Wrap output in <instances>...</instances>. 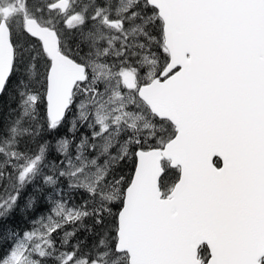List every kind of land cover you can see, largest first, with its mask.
I'll use <instances>...</instances> for the list:
<instances>
[{
    "label": "snow or ice",
    "instance_id": "1",
    "mask_svg": "<svg viewBox=\"0 0 264 264\" xmlns=\"http://www.w3.org/2000/svg\"><path fill=\"white\" fill-rule=\"evenodd\" d=\"M6 94L0 264H264V0H0Z\"/></svg>",
    "mask_w": 264,
    "mask_h": 264
},
{
    "label": "trees",
    "instance_id": "2",
    "mask_svg": "<svg viewBox=\"0 0 264 264\" xmlns=\"http://www.w3.org/2000/svg\"><path fill=\"white\" fill-rule=\"evenodd\" d=\"M6 95H4V97H0V113L4 112V118L7 116V115H5L6 114V110H5L6 104H8L10 102V105L8 106V109H9L10 107H12V105L14 103L13 97H10V98L8 97L9 99L6 102H4L5 105L2 106L1 105L2 99L4 98V101H5ZM44 108H45L44 104L42 103L41 104V112L44 111ZM2 120H0V124H3ZM60 130H66V127L61 128ZM125 168H127L128 171H125ZM130 170H131V167L123 166L122 172L123 171L125 172L123 175L127 176L128 174H130ZM86 198H87V196L85 193H83V192L77 193L75 196V202L80 203L82 199H86ZM43 205H44L43 203L39 204L37 206V209L35 210V212H28V211L23 210V204H21L20 207H18L17 209L14 210V212L11 214L10 218L3 222L4 226L15 228L18 231L25 230L26 228L29 227V223H30V220L32 219L33 215H35L37 213V211H39L42 208ZM45 206H47V205L45 204ZM80 235L83 236L84 234L81 233Z\"/></svg>",
    "mask_w": 264,
    "mask_h": 264
},
{
    "label": "rangeland",
    "instance_id": "3",
    "mask_svg": "<svg viewBox=\"0 0 264 264\" xmlns=\"http://www.w3.org/2000/svg\"><path fill=\"white\" fill-rule=\"evenodd\" d=\"M4 97V96H3ZM10 97H13L11 94H7L6 95V97H5V101H4V98L2 99V102H1V105L2 106H4L5 104H4V102H6L8 99ZM13 101H14V103H13V105H12V107H10L9 109H8V106L10 105V102L8 103V104H6V114L5 115H7L5 118H4V112H2V113H0V120H2L3 121V124L4 123H7V121L8 120H10V119H12V118H14L15 117V115H16V110H17V104H18V98H13ZM66 127V130H59L60 131V134H69V132H68V126L66 125L65 126ZM49 139H51V137H48ZM51 159H55L56 158V154L53 152V154H52V156L50 157ZM125 171H128V169L127 168H125ZM130 172H131V170H130ZM125 172L123 171V172H121L120 174H124ZM29 192H31V189H29L28 190ZM25 195H27V193L25 194ZM47 211V206H45V204L42 206V208L39 210V211H37V213L35 214V215H42V214H44L45 212ZM27 229V228H26ZM25 229V230H26Z\"/></svg>",
    "mask_w": 264,
    "mask_h": 264
}]
</instances>
